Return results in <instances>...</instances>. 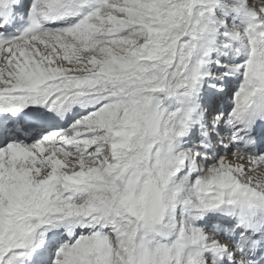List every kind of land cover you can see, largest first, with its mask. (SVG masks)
I'll use <instances>...</instances> for the list:
<instances>
[{"label":"snow or ice","instance_id":"snow-or-ice-1","mask_svg":"<svg viewBox=\"0 0 264 264\" xmlns=\"http://www.w3.org/2000/svg\"><path fill=\"white\" fill-rule=\"evenodd\" d=\"M0 264H264V0H0Z\"/></svg>","mask_w":264,"mask_h":264}]
</instances>
